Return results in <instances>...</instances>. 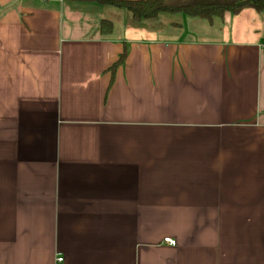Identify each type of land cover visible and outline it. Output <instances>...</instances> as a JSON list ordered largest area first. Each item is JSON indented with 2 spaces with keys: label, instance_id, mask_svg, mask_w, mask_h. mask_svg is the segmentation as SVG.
Returning a JSON list of instances; mask_svg holds the SVG:
<instances>
[{
  "label": "crops",
  "instance_id": "obj_1",
  "mask_svg": "<svg viewBox=\"0 0 264 264\" xmlns=\"http://www.w3.org/2000/svg\"><path fill=\"white\" fill-rule=\"evenodd\" d=\"M163 16L0 0V264H264V11Z\"/></svg>",
  "mask_w": 264,
  "mask_h": 264
},
{
  "label": "trees",
  "instance_id": "obj_2",
  "mask_svg": "<svg viewBox=\"0 0 264 264\" xmlns=\"http://www.w3.org/2000/svg\"><path fill=\"white\" fill-rule=\"evenodd\" d=\"M80 2H95L104 6H113L129 11L136 24L152 21L165 14H182L190 19H198L208 24L222 20L225 15H238L243 10L253 9L264 11V0H66ZM103 35H109L114 23L108 18L100 22ZM127 57L126 50L119 61L112 67L124 63Z\"/></svg>",
  "mask_w": 264,
  "mask_h": 264
},
{
  "label": "rangeland",
  "instance_id": "obj_3",
  "mask_svg": "<svg viewBox=\"0 0 264 264\" xmlns=\"http://www.w3.org/2000/svg\"><path fill=\"white\" fill-rule=\"evenodd\" d=\"M185 20H188V22L190 23H194V24H197L196 22H203L204 24H206V22L204 21H201V20H198V19H190L182 14H165L163 17H161L160 21L158 22V25H161L162 23H170V22H178V23H185ZM198 37H203L205 34L204 33H198L197 34ZM215 35V34H213ZM212 35V36H213ZM215 37V36H214Z\"/></svg>",
  "mask_w": 264,
  "mask_h": 264
},
{
  "label": "built area",
  "instance_id": "obj_4",
  "mask_svg": "<svg viewBox=\"0 0 264 264\" xmlns=\"http://www.w3.org/2000/svg\"><path fill=\"white\" fill-rule=\"evenodd\" d=\"M165 242L169 243V244L172 245V246H175V245H176V241H175V240H172V239H170V238H166V239H165ZM62 261H63V258H58V259H57V262H58V263H61Z\"/></svg>",
  "mask_w": 264,
  "mask_h": 264
}]
</instances>
